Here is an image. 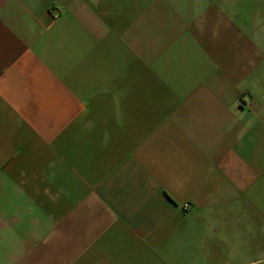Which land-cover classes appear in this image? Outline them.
<instances>
[{"label": "crops", "instance_id": "crops-1", "mask_svg": "<svg viewBox=\"0 0 264 264\" xmlns=\"http://www.w3.org/2000/svg\"><path fill=\"white\" fill-rule=\"evenodd\" d=\"M244 3L0 0V264H264Z\"/></svg>", "mask_w": 264, "mask_h": 264}, {"label": "rangeland", "instance_id": "rangeland-1", "mask_svg": "<svg viewBox=\"0 0 264 264\" xmlns=\"http://www.w3.org/2000/svg\"><path fill=\"white\" fill-rule=\"evenodd\" d=\"M246 6H244L245 9L249 10L254 9L257 6H260L262 9L264 8V2H258V0H244ZM264 10V9H263Z\"/></svg>", "mask_w": 264, "mask_h": 264}, {"label": "built area", "instance_id": "built-area-1", "mask_svg": "<svg viewBox=\"0 0 264 264\" xmlns=\"http://www.w3.org/2000/svg\"><path fill=\"white\" fill-rule=\"evenodd\" d=\"M190 207H191V203H190V202H185V203H183V208H184L185 210L190 209Z\"/></svg>", "mask_w": 264, "mask_h": 264}]
</instances>
